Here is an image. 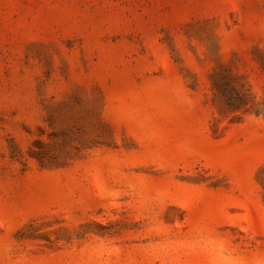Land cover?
I'll list each match as a JSON object with an SVG mask.
<instances>
[{
	"label": "rangeland",
	"instance_id": "374dc122",
	"mask_svg": "<svg viewBox=\"0 0 264 264\" xmlns=\"http://www.w3.org/2000/svg\"><path fill=\"white\" fill-rule=\"evenodd\" d=\"M0 264H264V0H0Z\"/></svg>",
	"mask_w": 264,
	"mask_h": 264
}]
</instances>
